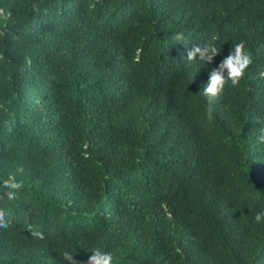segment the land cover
Returning <instances> with one entry per match:
<instances>
[{
  "label": "trees",
  "instance_id": "16d2710c",
  "mask_svg": "<svg viewBox=\"0 0 264 264\" xmlns=\"http://www.w3.org/2000/svg\"><path fill=\"white\" fill-rule=\"evenodd\" d=\"M262 129L264 0H0V264H264Z\"/></svg>",
  "mask_w": 264,
  "mask_h": 264
},
{
  "label": "clouds",
  "instance_id": "9594fccd",
  "mask_svg": "<svg viewBox=\"0 0 264 264\" xmlns=\"http://www.w3.org/2000/svg\"><path fill=\"white\" fill-rule=\"evenodd\" d=\"M173 39L181 41L182 33H176ZM218 55H222V47H218L215 43H207L204 45H193L188 48L185 58L189 61L199 60L207 66L213 65L214 59ZM251 62L252 56L247 50L245 42L240 41L235 45L231 44L228 54L224 55L218 64L211 67L208 79L201 91L206 97L212 99L223 93L226 85H239L240 81L245 77L246 70ZM259 139L264 140V129L261 130ZM0 188H3L8 200H13L22 188V183L16 180H8L0 184ZM6 216V212H0V228L8 226ZM254 220L257 223L264 221V211L257 212ZM90 252L92 254L88 257L85 264H113L114 262V253L103 247L92 248ZM62 258L67 264H78L70 249L63 251Z\"/></svg>",
  "mask_w": 264,
  "mask_h": 264
}]
</instances>
